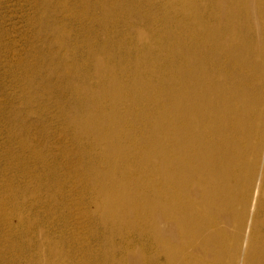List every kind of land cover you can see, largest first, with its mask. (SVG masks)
Wrapping results in <instances>:
<instances>
[{"label": "bare ground", "instance_id": "6f19581e", "mask_svg": "<svg viewBox=\"0 0 264 264\" xmlns=\"http://www.w3.org/2000/svg\"><path fill=\"white\" fill-rule=\"evenodd\" d=\"M107 3L97 4L108 19L95 20L105 29ZM129 5L128 14L164 24L161 36L150 30L158 43L139 34L162 58L147 78L96 61L109 114L75 92L98 152L84 191L118 234L112 252L127 256L114 263L264 264V0H164L160 19Z\"/></svg>", "mask_w": 264, "mask_h": 264}, {"label": "rangeland", "instance_id": "374dc122", "mask_svg": "<svg viewBox=\"0 0 264 264\" xmlns=\"http://www.w3.org/2000/svg\"><path fill=\"white\" fill-rule=\"evenodd\" d=\"M100 1L0 0V264L126 260L123 249L112 252L114 242L121 245L118 234L100 224L92 193L84 191L82 174L98 165V152L90 146L94 138L83 133L89 110L78 105L75 92L95 96L109 114L96 61L113 75L138 69L143 78L150 75L162 55H151L139 34L155 44L153 35L161 36L165 26L159 21L153 27L127 9L131 3L133 10L160 19L164 0H102L111 11L107 29L98 25L108 19ZM169 42L163 49H170ZM163 59L162 69H168L170 60ZM129 241L137 245V239Z\"/></svg>", "mask_w": 264, "mask_h": 264}]
</instances>
